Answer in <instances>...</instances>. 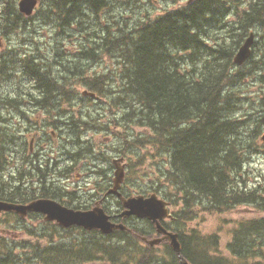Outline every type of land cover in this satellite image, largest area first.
Wrapping results in <instances>:
<instances>
[{
    "label": "trees",
    "instance_id": "trees-1",
    "mask_svg": "<svg viewBox=\"0 0 264 264\" xmlns=\"http://www.w3.org/2000/svg\"><path fill=\"white\" fill-rule=\"evenodd\" d=\"M86 1L95 9L102 4L106 5L107 0ZM5 2L3 9H13L10 1ZM221 8L223 5L219 0H196L152 20L140 18L127 32L121 31L116 36L97 35L102 42L94 43V46L88 48L87 54L88 58L98 56L100 52L96 49L117 52L121 58L119 77L123 84V96L120 99L139 107L138 112L134 113L136 122L152 133V138L148 139L150 142L137 139L134 144L150 143L169 156L170 169L167 176L165 173L164 179L166 177L167 182L181 194L184 208L173 213V220L167 226L178 235L181 256L190 264H264V219L242 221L233 229L232 241L227 248L230 258L237 260V263L212 254L217 248L215 236L201 238L194 231L186 234L178 227H173L192 220L193 207L198 202L211 212H224L239 205H264V197L257 189L244 188L241 191L238 188L242 187L244 181L242 172L244 162L248 159V146L244 147L237 141V123L225 112L231 107V99L226 96L225 86L235 77L229 68L233 65L232 55L238 46L237 42L230 48L207 44L208 30L215 25ZM247 8L240 15L241 32L238 37L243 40L246 32L255 26L261 31L258 35L264 42V0H250ZM12 13L3 14V28L0 16L3 35H7L22 21L21 15ZM58 17L65 20L64 15ZM93 34L96 38L95 30ZM28 62L25 61L22 65L23 72L32 78L27 73ZM258 68L262 69V63ZM237 74H240L239 69ZM89 78L91 79H87L86 88L100 95L105 90L103 84L107 82V78ZM261 104L264 123V99ZM4 136L7 135L2 127L0 201L27 203L37 199L38 191L19 193L20 189L16 185H5L2 173L7 150L3 146L10 141ZM152 192H156V188H152ZM43 194L46 195V192ZM2 215L8 218L14 216L16 221L19 220L14 213ZM140 225L137 220L126 224L127 228H132L131 234L136 239L132 238V243L129 241L128 231H116L111 235L90 231L93 238H99L98 241H80L75 249H69L65 244L50 245L37 252V256L33 258L15 253V244L11 245L6 239L0 238V264H67L75 259L92 261L100 258L101 254L115 262L118 256L126 255L129 245L134 251H139L131 256L140 254L139 258H134V264H152L142 253L152 255L153 250L149 247L141 248L136 236H148L153 227L147 221H144L147 228L140 229ZM167 249L168 257L171 254L174 257L170 248ZM157 263L162 264L160 260ZM166 264L171 263L168 260Z\"/></svg>",
    "mask_w": 264,
    "mask_h": 264
},
{
    "label": "rangeland",
    "instance_id": "rangeland-1",
    "mask_svg": "<svg viewBox=\"0 0 264 264\" xmlns=\"http://www.w3.org/2000/svg\"><path fill=\"white\" fill-rule=\"evenodd\" d=\"M195 1L107 0V4L101 7L97 13L89 12L85 18H78V21L73 22V24L66 25V21L58 18L57 15L39 12L31 20L25 21L23 26L21 21L18 22L17 27L11 29L7 35H3L0 30L2 45L0 56L3 54V58H0V114L3 119L0 128L3 126V131L7 135L5 139L10 141L5 146L6 150H9L7 156L9 164L3 173L5 185H17L19 183L18 164L20 157L16 158V153H14L17 150L15 146L20 144V140L17 138L26 135L27 131L39 134L46 119L49 122L53 121L50 115L46 118L44 111H40L30 104H25L29 99L25 95L31 85V81L27 79V75L22 69L26 59L32 61V58L29 57H35L40 52H46L50 58L43 60L42 63L52 73L53 62L51 58L53 54L50 47L57 45L60 46L59 50L61 51L76 53L80 49V42H83L88 49L94 46V43L101 41L97 35L99 37L102 35L105 37L108 35L116 36L121 31L127 32L140 18L145 17L152 20L165 12L185 7ZM219 3L223 5V8L219 11L221 14L217 16L215 25L208 30V45L216 47L219 44L230 48L237 42L236 46L238 47L233 52L231 59L233 64V57L239 47L248 39L249 33L253 34L249 59L241 67H236L233 64L229 68L235 77L225 86L226 96L231 99V107L225 112L228 113V116L230 115L232 121L237 123V141L242 143L244 147L248 146L246 150L248 159L244 162L242 172L244 181L242 187L238 188L241 191H244V188L247 190L257 189L260 195L264 197V141H262L264 123L262 122L263 111L261 107L264 99V42L258 35L261 31L255 26L246 32L243 40L238 37L241 32L239 30L240 15L248 9L250 0H219ZM93 30L96 32V38ZM96 51L100 54L89 58L91 63H89L87 70V79H91L89 77L94 74L109 75L113 70L115 71V75L107 77V82H104L105 90L100 92L98 100L84 99L85 101H80L74 92L79 94L83 87L79 85L76 79H72V82L67 85L73 90V93L70 95V92L66 90L60 96L62 104L84 102L88 107L85 109V106L81 109L82 114L87 115L88 118L89 115L91 116L85 130L83 128L80 133L84 146L82 154L86 155L87 150L90 152L87 155L98 153L103 149L108 153L119 151L120 156L124 155L127 162L125 187L128 188L126 191L132 193L130 190L132 189L135 195H149L154 193L152 188H156L155 193L169 204V212L173 215V213L184 208V203L181 194H178L175 188L167 182L166 177L164 179L165 173L167 176L168 169H170L168 165L169 156L154 148L150 143L148 145L134 144L137 139H146L147 142H150L148 139L152 138L150 137L152 133L148 128L137 124L134 113L138 112V106L122 102L120 99V96H123L121 90L123 84L120 75H117L121 68V58L117 52L106 53L98 49ZM66 59L73 61L69 63L72 68L76 67L73 56L66 54ZM261 63L262 69H259ZM237 69L240 70V74H237ZM53 73L56 72L53 71ZM16 95L17 98L18 95L20 96L17 102L18 108L22 110L14 109L17 102L7 101L8 98H15ZM68 98H71V102H68ZM48 99L51 101L52 98L48 97ZM7 103L13 104L8 105ZM22 111H25V117L20 115ZM84 123L86 122L84 121ZM61 133L66 139L65 127H61ZM58 134L59 132H56L54 136L51 134L50 138L40 136L51 147L52 153L61 152V149L66 145L65 140L59 138ZM28 139L29 136L27 141ZM67 139L69 140V138ZM78 164L80 166L78 171L83 173L85 160L82 163L78 162ZM26 177L30 178L28 175ZM204 207L205 205L198 202L193 207L194 218L186 221L183 225L178 226L176 224L173 227H178L180 231L186 234L194 231L201 238L215 236L217 248L212 254L227 259H231L227 245L232 241V231L236 225L242 221L264 219V205H239L224 212H211L205 210ZM15 219L14 216L8 218L0 213V238L6 239L11 245L15 244L14 252L22 256L26 255L33 258L37 256V252L45 250L50 245L65 244L64 246H68L69 249H75L81 243L80 241L89 243L99 240V238H93L89 232H63L52 225L41 223V219L35 216L23 220L19 217L18 221ZM139 228L147 227L142 223ZM128 229L129 241L132 243V238H135L131 234L132 228L129 227ZM148 236L154 238L151 232L148 233ZM139 245L141 248L147 247L142 244ZM138 252L129 245L126 248V255L118 256L115 262H111L109 257L101 254L100 258H94L92 261L75 259L74 262L67 264H134V258H139L140 254L131 255ZM154 252L156 255H148L145 254L146 252L142 255L147 256L152 264H158V258H169L167 255L163 256L164 253L161 248L155 249ZM231 261L233 263L238 262L234 259Z\"/></svg>",
    "mask_w": 264,
    "mask_h": 264
},
{
    "label": "flooded vegetation",
    "instance_id": "flooded-vegetation-1",
    "mask_svg": "<svg viewBox=\"0 0 264 264\" xmlns=\"http://www.w3.org/2000/svg\"><path fill=\"white\" fill-rule=\"evenodd\" d=\"M8 1L13 4V9H3V5H6V2L4 1V3L3 0H0L1 28H3V14L9 15L10 12H13L12 14L18 13L22 16V26L25 21L27 22L28 20H31L39 12L47 15H59L60 17L61 15H64L66 25H68L77 22L78 18H85L89 12L97 13V11L103 7V4L101 3L102 6L93 9L90 6L92 4H88L86 0H36V5L32 13L29 16H25L24 14H21L18 9V4L21 0ZM99 4L100 2L97 3V5ZM101 42L102 41L99 43ZM79 46L80 49L77 50L76 53L61 51L59 50L60 46L57 45L50 47V51L53 54L51 58L53 62V67L51 68L52 73H50L42 63L43 60L50 58L46 52H40L38 56L29 57L32 58V61L26 59L27 62L29 61L27 64L28 67L26 66V69L28 70L27 73H30L32 78L26 74L27 79L31 81V85L28 87L27 94L25 95L29 98L28 102L25 104H30L32 107L34 106V108L36 107L38 110L44 111L46 118L50 115L53 121L49 122L46 119L44 121L45 123L42 124V130L39 134L27 131L26 135L24 134L22 137L17 138L20 140V144L15 146L17 150L14 153H16V158L20 157V161L18 164L19 183H17L16 186L20 189L19 193H23L24 191H38L39 197L32 201L42 199L51 200L60 207L74 212H88L93 209H101L104 215L108 217V221L113 224H127L131 221L135 222V219L132 217H130L132 220H129L128 218H122L121 216V213L124 212L122 201L135 196L134 190L130 189L132 193L126 191V188L128 187H125L127 176V162L125 156H120L119 151L116 153H108L104 149L103 151H98V153L92 155H87V153H90L88 150L86 155L82 154L84 146L81 141L80 133L83 128L85 130V126L91 116L89 115L88 118L87 115L82 114L81 109L86 106L84 102L74 104L61 103L62 100L60 96L66 90L70 92V95L73 93V90L67 87V85L72 82V79L78 80L79 85H82L83 87L79 94L74 92V95H77L80 101H85L84 99L98 100L96 94L90 92L85 86L87 85V70L89 69L91 59L88 58V49H86V45L83 42H80ZM1 48L2 45L0 42V49ZM66 54L75 58L74 61L76 62V67L74 66L72 68V66L69 65V63L73 61L67 60ZM0 58H3V54H1ZM53 71L56 73H53ZM114 75L115 71L113 70L109 75L94 74L92 77L103 76L107 78ZM117 75L120 74L118 73ZM89 94H94V97H90ZM48 97L52 98L51 101H47ZM18 98H20L19 95ZM18 98L16 95L15 98H8V100H14L17 102ZM68 102H71V98H68ZM7 104L11 105L13 103ZM18 105V102L15 103L14 109L22 110L18 108ZM86 108L88 107L86 106L85 109ZM24 114L25 111L20 112L22 117H25ZM0 118V124H3L1 114ZM84 121L86 123H84ZM31 126H33V124H31ZM2 127L3 126H1V128ZM60 127H66V134L69 140L63 137ZM56 132H59L58 137L62 140L64 139L67 146L64 145L59 153H52L51 147H49L48 143L40 136L50 138L51 134L54 136ZM28 136L29 139L27 141ZM5 146L6 143H4L3 149H6ZM8 155L9 150L4 154L5 162L3 173L9 164L7 161ZM83 160H85L83 166V169L85 170L83 173H80L78 171V168L80 167L78 162L82 163ZM121 169L124 171V176L117 189L114 190L115 173H119ZM26 175L30 176V178L28 179ZM44 192H46V195L43 194ZM32 201L20 204H28ZM32 216L40 218L42 221L41 223L52 225L61 231H79L84 233V230L79 227L73 226L67 229H62L59 226H56L53 222H45L44 216L39 214H29L28 218ZM138 223L142 224L144 221L138 220ZM163 226H165L166 230L170 229L166 223H163ZM154 237L160 238L161 235L154 234ZM144 238L148 240L150 237L144 236ZM152 247L153 248L150 249L153 250V252L155 249L161 248L164 256L167 255L166 251L168 250L167 247H169V244L165 240H161L156 246ZM170 251L173 253L171 248ZM158 259L162 264H166L168 260L171 264H176V262L179 264L175 254L174 257L171 254L170 258L164 259L163 257Z\"/></svg>",
    "mask_w": 264,
    "mask_h": 264
},
{
    "label": "water",
    "instance_id": "water-1",
    "mask_svg": "<svg viewBox=\"0 0 264 264\" xmlns=\"http://www.w3.org/2000/svg\"><path fill=\"white\" fill-rule=\"evenodd\" d=\"M36 5V0H21L18 4V9L21 14L29 16ZM252 41V34L239 48L238 52L233 58V62L237 66H241L248 58L250 53V45ZM264 141V138H263ZM122 170V169H121ZM115 173V189L122 181L123 172ZM125 208L121 213L122 217H136L137 219H147L155 227L159 234H163L162 239H167L177 255L179 264H189L180 255V247L177 241V235L167 232L160 224V222L169 217L166 203L157 198L155 195L149 197L136 196L130 197L122 201ZM13 212L21 218H25L27 213H41L45 215V220L55 221L61 227L78 226L86 230H99L102 234L107 235L115 229L123 230V225H115L108 221V217L104 215L101 209H93L88 212H74L60 207L50 200H37L27 205L13 204L0 201V213ZM161 239H156L149 242L150 245L158 244Z\"/></svg>",
    "mask_w": 264,
    "mask_h": 264
},
{
    "label": "bare ground",
    "instance_id": "bare-ground-1",
    "mask_svg": "<svg viewBox=\"0 0 264 264\" xmlns=\"http://www.w3.org/2000/svg\"><path fill=\"white\" fill-rule=\"evenodd\" d=\"M81 12V11H80ZM85 12V11H84ZM86 13V12H85ZM76 15V14H75ZM153 28V27H152ZM128 30H130V29H128ZM141 32V31H140ZM135 33V32H134ZM130 36V35H129ZM132 36V35H131ZM132 59H134L133 57H132ZM129 63V62H128ZM128 65V64H127ZM126 79V78H125ZM124 79V80H125ZM127 80V79H126ZM126 86V85H125ZM47 101H49V99L47 98ZM141 103V102H140ZM138 104H139V102H138ZM142 106V105H141ZM140 106V107H141ZM139 108V107H138ZM142 108V107H141ZM126 110H128V109H126ZM138 115V114H137ZM138 117V116H137ZM61 123V122H60ZM59 128V127H58ZM61 128V127H60ZM66 128V127H65ZM77 128V127H76ZM67 129H69V128H67ZM73 129V128H72ZM162 138V137H161ZM171 148V147H170ZM44 174V173H43ZM46 176V175H45ZM215 179V178H214ZM190 189V188H189ZM47 190V189H46ZM189 251V250H188Z\"/></svg>",
    "mask_w": 264,
    "mask_h": 264
}]
</instances>
